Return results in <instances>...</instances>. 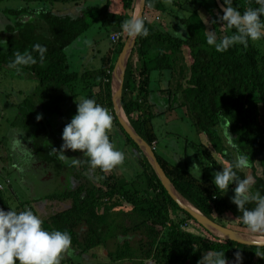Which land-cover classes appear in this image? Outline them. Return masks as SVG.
I'll list each match as a JSON object with an SVG mask.
<instances>
[{
  "label": "trees",
  "instance_id": "trees-1",
  "mask_svg": "<svg viewBox=\"0 0 264 264\" xmlns=\"http://www.w3.org/2000/svg\"><path fill=\"white\" fill-rule=\"evenodd\" d=\"M9 1H19L25 6L3 13L19 18L18 21L20 16L28 20L18 22L15 27L8 26L6 32L0 33V44L4 46L0 49V71L30 74L37 83L34 93L18 104L19 116L14 126L31 135L38 160L53 166L55 173H62V165L53 152L58 144L55 129L43 119L37 120V108L42 106L54 115L57 110L45 104L51 99L59 102L65 91L74 93L73 85L80 84L88 92L85 99H94L112 110L116 126L125 144L137 154L142 172L133 182H128L115 169L109 174L93 169L87 159L81 171L66 175L67 186L62 193L12 208L0 190V209L19 212L27 204L35 213V205L44 206L50 200L62 202L60 211L42 219L46 230L67 231L72 237L71 249L63 255L61 264H70L72 255L80 257L99 250L106 252L107 262L101 264H199L205 254L217 251L225 253L228 264H236L237 253L242 264H264V247L218 238L181 209L146 156L118 123L112 101V74L129 38L122 24L134 18L137 0H106L96 10L92 23L107 32L108 40L118 35L119 42L107 49L96 69L88 66L83 72L69 66L68 49L86 35L91 25L84 13L72 18L51 9L56 4L77 6L84 0H0V6ZM186 1L196 8L188 16L177 19L184 37L170 33L153 36L149 31L148 37L137 38L125 69L121 107L128 123L152 148L165 175L183 199L212 223L251 234L243 224L242 213L226 193L219 191L208 178H198L194 172L169 164L153 148L158 142L154 121L166 112L182 109L187 122L202 138L199 147L211 163L209 169L222 171L236 152L222 136L227 125L239 152L249 158L250 168L237 170V174L241 179L254 177L251 189L254 194L259 192L264 196V39L249 41L247 48L236 45L226 52H217L207 44V34L215 31L219 38L232 34L219 21L224 12L216 0ZM220 2L225 8L223 0ZM34 3L48 4L51 9L31 8ZM175 5L182 10L183 3L176 1ZM231 6L241 13L250 6L257 7L254 0H232ZM150 7L158 12L166 11L162 0H146L142 18ZM37 43L47 48L43 63L39 62L37 53H32ZM16 52L32 53L38 62L19 72L10 69L8 64ZM179 55L183 56L187 70L180 71L182 80L172 90L169 84ZM94 88L98 89L95 95ZM79 98L71 97L74 101ZM90 170L99 175L98 180L86 174ZM246 207L254 208L255 203Z\"/></svg>",
  "mask_w": 264,
  "mask_h": 264
},
{
  "label": "rangeland",
  "instance_id": "rangeland-1",
  "mask_svg": "<svg viewBox=\"0 0 264 264\" xmlns=\"http://www.w3.org/2000/svg\"><path fill=\"white\" fill-rule=\"evenodd\" d=\"M176 1L183 3L182 10L176 7ZM105 2L106 0H84L77 6L56 4L54 9H51L48 4L34 3L30 5L31 8H42L45 6L51 10H57L55 13L58 15L72 18L78 17L81 13L85 14L91 27L77 44L68 49L69 66L71 65V69L74 71H86L88 66L91 69H96L107 49L116 47L118 44L112 45L111 41L107 39V32L101 29L98 24L92 23L96 10L101 8ZM162 3L166 9L164 13L150 7L148 14L143 18L151 35L157 36L158 33H170L173 36L184 37L183 27L178 24L177 19L188 16L189 12L194 10L196 6L189 4L186 0H162ZM24 6L25 4L19 1L4 2L0 6V33L6 32L8 26L15 27L18 22L23 23L28 20V17L20 16L21 21H18L19 18L7 15L3 11L17 10ZM2 48L4 46L0 44V49ZM181 70L186 72L187 66L183 56L179 55L174 76L169 84L172 90L182 80V76L179 75ZM154 80H158V78ZM36 87L37 83L36 81L34 82L30 74L22 76L13 71H0V190L5 193L12 208L34 199H44L46 196L62 193L67 186L66 175L69 172L79 171L80 167H83L82 164L88 159L79 151L68 150L65 152L66 157L69 159H80L78 164L73 165L71 160L61 161L58 158L59 154L56 153V158L62 165L61 174L55 173L53 166H47L38 160L33 151L31 135L27 134L22 128L14 126V121L19 116L18 104L26 96H31ZM73 88L74 93L68 89L63 93L59 102L51 99L49 103L45 104L49 108L57 110L54 115L49 114L42 106L37 108V113L42 116L43 121L55 129L58 144L54 149L57 150L63 144L62 133L65 126L77 114V103L85 99L88 94V92L82 90L83 87L80 84L73 85ZM92 92L95 95L98 89L94 88ZM73 96H80L81 98L78 101H74L71 99ZM107 109L112 114V110ZM123 115L126 119L125 114ZM154 126L158 136V142L153 145L156 154L161 155L169 164L190 172L194 165L199 166L198 171L193 170L192 172L198 175V178L199 173H201L200 178L204 176L212 182L214 181V174L219 171L217 169H209L212 167L211 163L205 156L204 150L199 147L202 144V138L187 122L184 110L180 109L164 113L163 116L154 121ZM223 131L225 136H222L228 140V136H226L228 132L227 125H224ZM109 136L116 147L125 154L123 165L118 166L115 172L128 182H133L142 172L138 156L131 147L125 144L114 119L113 128ZM227 146L232 151L235 150L229 144ZM149 149L152 151V148ZM107 173L109 174V172ZM86 174L94 180L99 178V175L93 174L92 170L86 172ZM235 187L236 185L234 184L230 185L226 193L231 199L235 195ZM251 194L254 195L252 189ZM62 204V202L50 200L46 201L44 206L35 205L33 210L42 219H47L60 211ZM28 207L30 206L26 204L25 209H28ZM247 235L255 237L252 234ZM69 254L72 255L71 252ZM102 262H107L106 252L99 250L80 257L72 255L70 264H101Z\"/></svg>",
  "mask_w": 264,
  "mask_h": 264
},
{
  "label": "clouds",
  "instance_id": "clouds-1",
  "mask_svg": "<svg viewBox=\"0 0 264 264\" xmlns=\"http://www.w3.org/2000/svg\"><path fill=\"white\" fill-rule=\"evenodd\" d=\"M226 7L224 14L219 17L222 28L232 32L219 38L215 31H208L207 44L213 46L217 52H226L236 45L247 48L249 41L264 39V0H254L257 7H248L243 13L236 7H232V0H223ZM123 31L130 38L149 35L146 22L141 17L129 19L122 24ZM234 30V31H233ZM4 43H6L4 41ZM32 53H37L39 62L46 58L47 48L37 43L32 47ZM32 53L14 54V59L8 67L17 72L23 67L35 65L38 61ZM42 116L38 115L37 120ZM113 116L110 111L99 105L94 99H83L77 103V114L71 119L62 133L63 144L58 153L61 161L71 160L73 165L80 159H69L65 152L79 151L87 157L93 169L110 172L123 165L125 154L111 141L109 133L113 128ZM227 143L236 150L233 159L222 171L214 174L216 188L227 193L230 185L235 184V195L232 203L242 213L243 224L257 239H264V196L259 192L251 194V188L255 184L252 176L241 179L237 170L250 168L249 158L239 152L234 139L229 132ZM194 165L193 170H199ZM201 173H199V178ZM255 203V207H246ZM44 221L30 209L23 211H5L0 209V264H61V259L68 253L72 245V237L67 231H48L43 227ZM236 264H242L240 253L236 254ZM199 264H228L225 253L222 251L207 253L199 261Z\"/></svg>",
  "mask_w": 264,
  "mask_h": 264
},
{
  "label": "water",
  "instance_id": "water-1",
  "mask_svg": "<svg viewBox=\"0 0 264 264\" xmlns=\"http://www.w3.org/2000/svg\"><path fill=\"white\" fill-rule=\"evenodd\" d=\"M218 6L223 11L224 7L221 5L220 0H216ZM146 0H137L136 1V9L134 13L135 17H143V12L145 10ZM138 37H132L128 38L127 42L125 43L122 52L120 53L116 65L114 67V71L112 74V101H113V108L116 115V118L118 120V123L122 127V129L126 132L127 135L137 144L139 149L142 151V153L146 156L149 164L154 169L156 175L158 176L159 180L162 182L163 186L169 193V195L172 197V199L178 204V206L188 212L191 216H193L200 224H202L209 232H211L214 236H216L214 233L219 232L223 234L229 235V238H221L224 240H231L234 242H237L238 244L247 245V246H256V247H264V239L261 241H242L241 240V233H237L225 228H222L208 219H206L203 215H201L200 212H198L191 204H189L192 207V210L187 208L184 205V202L181 201L173 192L172 188L174 189L173 185L165 175L163 169L159 165L158 161L156 160L153 152L149 149L150 147L138 136V134L135 132L133 127L128 123L127 119L124 118V112L121 107V96H122V88H123V81H124V74L125 69L127 66L128 59L130 57V54L135 47L136 41ZM120 72V78H119V87L117 90H115V84L114 81L116 79V74ZM126 117V116H125ZM175 190V189H174ZM176 191V190H175ZM177 192V191H176ZM178 193V192H177ZM179 194V193H178ZM180 195V194H179ZM181 197V195H180ZM183 199V198H182ZM186 201L185 199H183ZM187 202V201H186ZM188 203V202H187ZM218 237V236H216ZM220 238V237H218Z\"/></svg>",
  "mask_w": 264,
  "mask_h": 264
},
{
  "label": "bare ground",
  "instance_id": "bare-ground-1",
  "mask_svg": "<svg viewBox=\"0 0 264 264\" xmlns=\"http://www.w3.org/2000/svg\"><path fill=\"white\" fill-rule=\"evenodd\" d=\"M120 72L119 73H117L116 74V79H115V81H114V84H115V90H117L118 89V87H119V78H120ZM172 190V192L181 200V201H183L184 202V205L187 207V208H189V209H191L192 210V207L189 205V203H187L186 201H184L183 199H182V197H180V195L172 188L171 189ZM216 236H218V237H220V238H225V239H227V238H229V235H227V234H223V233H219V232H215L214 233ZM248 236H250V235H246V234H242L240 237H241V240L242 241H261V240H263V239H257L256 237H253V236H250L249 238H247ZM245 237H246V239H245ZM252 237V238H251Z\"/></svg>",
  "mask_w": 264,
  "mask_h": 264
},
{
  "label": "built area",
  "instance_id": "built-area-1",
  "mask_svg": "<svg viewBox=\"0 0 264 264\" xmlns=\"http://www.w3.org/2000/svg\"><path fill=\"white\" fill-rule=\"evenodd\" d=\"M110 40H111V43L113 45H116L119 42V36L118 35H113ZM110 113H111V111H110ZM112 116H113V112H112ZM0 189H1V186H0Z\"/></svg>",
  "mask_w": 264,
  "mask_h": 264
},
{
  "label": "crops",
  "instance_id": "crops-1",
  "mask_svg": "<svg viewBox=\"0 0 264 264\" xmlns=\"http://www.w3.org/2000/svg\"><path fill=\"white\" fill-rule=\"evenodd\" d=\"M18 264V263H17Z\"/></svg>",
  "mask_w": 264,
  "mask_h": 264
}]
</instances>
